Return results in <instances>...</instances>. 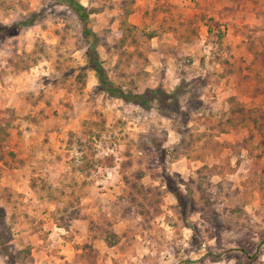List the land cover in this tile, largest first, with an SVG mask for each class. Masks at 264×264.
<instances>
[{"label":"rangeland","instance_id":"1","mask_svg":"<svg viewBox=\"0 0 264 264\" xmlns=\"http://www.w3.org/2000/svg\"><path fill=\"white\" fill-rule=\"evenodd\" d=\"M78 1L108 78L135 93L184 85L182 111L95 90L70 9L0 0V26H19L0 29L13 118L0 216L16 264H264V0ZM231 98L244 110L232 126Z\"/></svg>","mask_w":264,"mask_h":264},{"label":"trees","instance_id":"2","mask_svg":"<svg viewBox=\"0 0 264 264\" xmlns=\"http://www.w3.org/2000/svg\"><path fill=\"white\" fill-rule=\"evenodd\" d=\"M128 1H130V5L133 2V0H128ZM55 2L58 5L70 9L75 14V16L82 25V35L86 39V42L88 43L87 48L85 50V61H86L85 68L94 73V77L96 78L97 81L95 90L107 95L110 98L120 100L125 104H130L139 108L155 109L156 111L163 113H171V111H175L179 113L182 111L179 98L181 97V95L184 94V91L186 90V86L184 85H179L170 92H166L163 89H147L142 93L126 91L123 88L116 86L108 78L106 70L99 57V52L97 50V45L95 43V36L93 34L92 24L90 21L91 10L87 9L78 0H55ZM130 13L131 10H128L123 5L122 14L128 15ZM36 17L37 16L35 15V19L33 17V20L31 18L29 20H24L23 22L19 23V25L24 24L26 27L34 25L36 21ZM196 17L197 16L195 15V18ZM195 18H193V20ZM17 27H19L18 24H13L11 26L2 25L0 26V29H2L3 31H7ZM133 28L134 27L130 25L125 27V35L127 36L131 34ZM140 34L142 35V32H140ZM148 36L150 38L153 37L152 34H149ZM34 63H36V59L34 60ZM15 69L16 68L10 69V72L16 71ZM229 102H231L232 106L231 108H229L228 112L225 113L227 118L224 121L231 124V122L233 123V121L230 119H233L237 115L242 114L244 110L242 105L239 102H237V100H234V98L229 99ZM235 110H237V112H234ZM240 117H241V121L243 122H238V123L245 124L246 126L250 125V123L247 122L248 120H246L245 117L242 116ZM12 121L13 118H11V116L3 117L0 114V143L5 142L9 137L8 130L11 128ZM252 121L255 122V120ZM10 156L13 157V154H10ZM3 159H4L3 153L0 151V160ZM165 183L168 186L169 191L173 194V196L179 202V204L184 205L185 195L183 194L180 188V184L171 179L167 180ZM4 230H5V222L3 216H0V257L3 259L4 264H16L15 261L16 253H14L10 248V237H7L5 235ZM106 241L110 243L112 242L110 239H107Z\"/></svg>","mask_w":264,"mask_h":264}]
</instances>
